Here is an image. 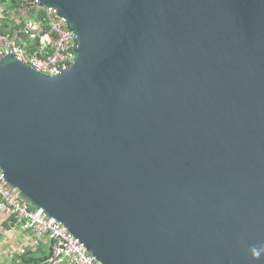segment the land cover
<instances>
[{
  "label": "water",
  "instance_id": "obj_1",
  "mask_svg": "<svg viewBox=\"0 0 264 264\" xmlns=\"http://www.w3.org/2000/svg\"><path fill=\"white\" fill-rule=\"evenodd\" d=\"M75 37L0 59V172L100 264H264V0H37Z\"/></svg>",
  "mask_w": 264,
  "mask_h": 264
},
{
  "label": "built area",
  "instance_id": "obj_2",
  "mask_svg": "<svg viewBox=\"0 0 264 264\" xmlns=\"http://www.w3.org/2000/svg\"><path fill=\"white\" fill-rule=\"evenodd\" d=\"M0 1V30L5 32L0 33V59L12 55L47 77L57 76L73 66L75 37L55 8L42 7L37 0H15L21 5L19 8L11 0ZM21 39L26 43L20 44ZM0 213L9 225L28 232L34 240L48 239L49 256L39 264H100L65 226L48 218L41 209L30 207L18 190L6 183L1 172ZM23 254L24 247L7 253L10 258Z\"/></svg>",
  "mask_w": 264,
  "mask_h": 264
},
{
  "label": "crops",
  "instance_id": "obj_3",
  "mask_svg": "<svg viewBox=\"0 0 264 264\" xmlns=\"http://www.w3.org/2000/svg\"><path fill=\"white\" fill-rule=\"evenodd\" d=\"M19 247L25 248V254L29 252L36 257L50 252V242L47 238L34 240L28 232L6 223L5 217L0 213V264H22L21 257L25 254L12 258L7 255L9 251Z\"/></svg>",
  "mask_w": 264,
  "mask_h": 264
},
{
  "label": "trees",
  "instance_id": "obj_4",
  "mask_svg": "<svg viewBox=\"0 0 264 264\" xmlns=\"http://www.w3.org/2000/svg\"><path fill=\"white\" fill-rule=\"evenodd\" d=\"M11 2H13L14 3L13 5L16 6L17 8L21 7V5L17 4L15 0H11ZM11 8H13V7H10V9ZM39 18H40V16L37 15V19H39ZM4 28L7 29V26H4ZM0 33H5V32L0 30ZM10 34L13 35V32L11 31ZM19 42H20V44L26 43V41H24L22 39L19 40ZM5 222L8 223V219L5 218ZM48 256H49L48 254H45L41 257H36L32 253L28 252L21 257V262H22V264H39V263L44 262Z\"/></svg>",
  "mask_w": 264,
  "mask_h": 264
},
{
  "label": "clouds",
  "instance_id": "obj_5",
  "mask_svg": "<svg viewBox=\"0 0 264 264\" xmlns=\"http://www.w3.org/2000/svg\"><path fill=\"white\" fill-rule=\"evenodd\" d=\"M261 252H264V245L260 246L259 248L258 247H253L251 249L252 255L257 257V258L261 255Z\"/></svg>",
  "mask_w": 264,
  "mask_h": 264
}]
</instances>
